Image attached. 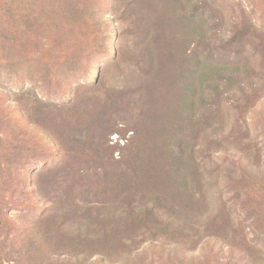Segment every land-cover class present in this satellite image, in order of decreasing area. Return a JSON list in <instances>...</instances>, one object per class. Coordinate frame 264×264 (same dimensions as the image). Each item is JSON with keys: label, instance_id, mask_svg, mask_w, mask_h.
<instances>
[{"label": "rangeland", "instance_id": "rangeland-1", "mask_svg": "<svg viewBox=\"0 0 264 264\" xmlns=\"http://www.w3.org/2000/svg\"><path fill=\"white\" fill-rule=\"evenodd\" d=\"M40 7L33 50L0 9V264H264V0Z\"/></svg>", "mask_w": 264, "mask_h": 264}, {"label": "trees", "instance_id": "trees-1", "mask_svg": "<svg viewBox=\"0 0 264 264\" xmlns=\"http://www.w3.org/2000/svg\"><path fill=\"white\" fill-rule=\"evenodd\" d=\"M0 9L4 12L3 15L5 17H15L14 19L17 22L15 28H18V31L12 30V26H10V30L13 33V36L17 39V41L20 38V41L18 42L21 44L22 47L31 48V50H33V47L31 46L36 43L38 39H41V41L43 40L44 34H40V30L42 28H45L49 22L41 15L43 8L40 7V0H4ZM247 25L249 26V29L253 28L251 25ZM4 27L5 26H3L0 22V28L4 29ZM60 53L65 54V50L60 49ZM3 126L4 115L0 113V129H3ZM12 147H14V151L11 152L12 157L10 158L17 159V146L14 145ZM6 148L7 147L2 141V137H0V158H2V156L4 155L3 151L6 150ZM1 207L2 206L0 205V219L6 218V215H4L3 217L1 216L2 214H4L2 212ZM55 229L56 228L52 229L51 227H48V232L42 234L39 230L37 231L36 229L27 226L25 229V232L27 233L25 237V242L30 245L36 244V246H39V244H42L44 242V237H48L51 233L55 231ZM77 235L81 236L82 233L78 232ZM259 238L260 236H258V239ZM244 240L246 241V243L248 242L246 237H244ZM256 243L258 245V241H256ZM257 245L254 244L255 247H257Z\"/></svg>", "mask_w": 264, "mask_h": 264}]
</instances>
